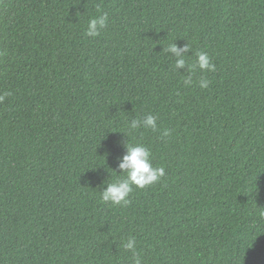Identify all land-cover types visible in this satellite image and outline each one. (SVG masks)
<instances>
[{"label":"trees","instance_id":"1","mask_svg":"<svg viewBox=\"0 0 264 264\" xmlns=\"http://www.w3.org/2000/svg\"><path fill=\"white\" fill-rule=\"evenodd\" d=\"M0 97V264H264V0H0Z\"/></svg>","mask_w":264,"mask_h":264},{"label":"clouds","instance_id":"2","mask_svg":"<svg viewBox=\"0 0 264 264\" xmlns=\"http://www.w3.org/2000/svg\"><path fill=\"white\" fill-rule=\"evenodd\" d=\"M108 20L107 14L100 15L96 18H92L88 22L86 35L95 37L100 35V29L106 26ZM188 46L182 51L187 52ZM168 51L176 53L178 59L176 61L177 67H183L185 64V57L181 56V50L176 45H171ZM196 67L201 71H214L215 65L211 62L209 55L206 52L197 53ZM190 83V81H186ZM199 86L201 88L208 87L207 79H201ZM3 97H0L2 100ZM137 122L133 121L132 127H136ZM144 124L147 128H151L154 131L157 128V118L149 116ZM164 135H168V131L164 132ZM150 150L143 145H137L129 147L127 154L122 158V162L119 167L125 170L127 173V179H117L113 183H109L108 186L101 192V200L104 202L111 201L112 204H124L127 205L130 201L127 199L132 191L133 185L137 188H145L146 186L152 185L158 182L161 177L164 176L165 170L163 167H153ZM264 216V212L261 213ZM128 248H132V242L129 241L126 245ZM136 259L135 264H141V257L139 253H134Z\"/></svg>","mask_w":264,"mask_h":264}]
</instances>
